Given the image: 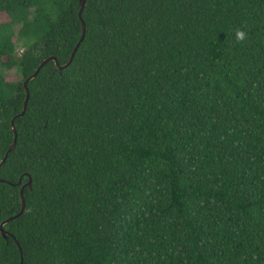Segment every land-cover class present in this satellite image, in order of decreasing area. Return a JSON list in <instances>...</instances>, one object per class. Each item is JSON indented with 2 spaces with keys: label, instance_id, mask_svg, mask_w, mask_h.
Here are the masks:
<instances>
[{
  "label": "trees",
  "instance_id": "obj_1",
  "mask_svg": "<svg viewBox=\"0 0 264 264\" xmlns=\"http://www.w3.org/2000/svg\"><path fill=\"white\" fill-rule=\"evenodd\" d=\"M80 8L0 0V264H264V0H87L16 117Z\"/></svg>",
  "mask_w": 264,
  "mask_h": 264
},
{
  "label": "water",
  "instance_id": "obj_2",
  "mask_svg": "<svg viewBox=\"0 0 264 264\" xmlns=\"http://www.w3.org/2000/svg\"><path fill=\"white\" fill-rule=\"evenodd\" d=\"M86 3H87V0H80L81 8H82V7L85 8ZM81 8H80V9H81ZM79 16H80V18H81V13H80V12H79ZM81 20H82V35H81V37H83V39H84L85 34H86V23H85V21H84L83 18H81ZM83 39L80 38V40L78 41L77 45L80 46V44H81V42H82ZM77 45H76V47L74 48V50H73V52H72L70 58L68 59V61L71 60V62H72V60H73V58H74L73 53H76L77 49L79 48V47H77ZM50 60H54L55 63H56V65H57V67H60V68L67 67V66L70 64V63H68V61H67L66 63H64L63 65H61L60 62H59V60H58V58H57L56 56H54V55H50V56L46 57V58L40 63V65L36 68V70L34 71V73H32V74L27 78V80L24 82V86H25V88H26V90H27V96H26V99H25V102H24V107H23L22 111H21L20 113H18V114L16 115V117H17V116H22V115H24V113H25V111H26V109H27V104H28V100H29V96H30V91H29V88H28V84H27V82H28L29 80L33 79V78L39 73L41 67H42L43 65H45L47 62H49ZM12 128H13V130H14L15 137H14V141H13L12 145L10 146L8 152H10V151H12V150L14 149V147H15V145H16V142H17V137H18V131H17V129H16L14 119H13V121H12ZM7 156H8V153H6V155L2 158V160L0 161V164H3V163L6 161ZM0 180H5V179H0ZM24 188H25V187H24ZM21 200H22V207H21V208H23V209L25 210V205H26L25 195H23V198H21ZM20 214H22V213L19 211V212L16 213L15 215L8 217L7 219H5L4 221L1 222L0 229H1V232H2V234L4 235V237H8V235L10 234V232H9L7 229H5V227H4L5 223L8 222V221H10V220H11L12 218H14V217H18ZM15 240H16L17 244L20 246V242H19V240H18L17 238H15ZM21 251H22V250H21ZM21 264H22V262H21Z\"/></svg>",
  "mask_w": 264,
  "mask_h": 264
},
{
  "label": "snow or ice",
  "instance_id": "obj_3",
  "mask_svg": "<svg viewBox=\"0 0 264 264\" xmlns=\"http://www.w3.org/2000/svg\"><path fill=\"white\" fill-rule=\"evenodd\" d=\"M84 8L82 7L80 9V13H81V18H83V15H84ZM3 20L0 19V23H2ZM81 39H83V37H81ZM77 47H79V45H77ZM73 56H75V53H73ZM68 63H71V60L68 61ZM17 166H21V165H17ZM25 176L28 177L27 181L23 184V186L20 188V195H21V198H23V195H24V187H28V188H31L32 187V184H33V176L32 174L27 170L25 169V171H23L19 177V180L20 181H24L25 179ZM19 211L22 213L24 211L23 208L19 209Z\"/></svg>",
  "mask_w": 264,
  "mask_h": 264
},
{
  "label": "rangeland",
  "instance_id": "obj_4",
  "mask_svg": "<svg viewBox=\"0 0 264 264\" xmlns=\"http://www.w3.org/2000/svg\"><path fill=\"white\" fill-rule=\"evenodd\" d=\"M0 19H2L3 21H7L10 19L9 15L5 12H2L0 13ZM8 78L10 79H16L18 78V75L15 73V70H11L9 75H8Z\"/></svg>",
  "mask_w": 264,
  "mask_h": 264
},
{
  "label": "clouds",
  "instance_id": "obj_5",
  "mask_svg": "<svg viewBox=\"0 0 264 264\" xmlns=\"http://www.w3.org/2000/svg\"><path fill=\"white\" fill-rule=\"evenodd\" d=\"M235 38L237 40H244L246 38V33L241 29H237L235 32Z\"/></svg>",
  "mask_w": 264,
  "mask_h": 264
}]
</instances>
